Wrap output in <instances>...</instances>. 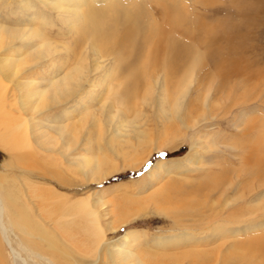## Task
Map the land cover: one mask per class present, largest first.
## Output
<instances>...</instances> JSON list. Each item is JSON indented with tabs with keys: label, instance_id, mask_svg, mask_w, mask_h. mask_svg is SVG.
Returning a JSON list of instances; mask_svg holds the SVG:
<instances>
[{
	"label": "rangeland",
	"instance_id": "1",
	"mask_svg": "<svg viewBox=\"0 0 264 264\" xmlns=\"http://www.w3.org/2000/svg\"><path fill=\"white\" fill-rule=\"evenodd\" d=\"M143 1L161 21L160 6ZM170 1L183 4V25L207 28L181 37L203 54L185 83L159 70L135 76L112 53L98 58L85 20L72 25V12L49 0H0V59L34 94L33 118L10 122L0 106V138L21 145L0 144V264H34L44 227L59 243L115 249L130 232L129 255L109 252L100 264H264V243H254L264 237V74H256L260 62L264 69V0ZM226 46L248 62L222 86L207 61ZM6 87L14 105L18 93L3 78L0 92ZM200 139L201 162L190 155ZM66 223L85 227L75 238Z\"/></svg>",
	"mask_w": 264,
	"mask_h": 264
},
{
	"label": "bare ground",
	"instance_id": "2",
	"mask_svg": "<svg viewBox=\"0 0 264 264\" xmlns=\"http://www.w3.org/2000/svg\"><path fill=\"white\" fill-rule=\"evenodd\" d=\"M100 1H103L104 3L101 7H99L100 5H95ZM129 1L130 0H49V4L53 3L52 5L57 9H66L68 12H72L71 17L69 18L72 21V25L75 24V21L79 16L85 20L86 29L89 30V36L87 34V38H90V43L94 44L92 47L93 52L98 58L106 57V55H100L97 51L103 53L107 52V56L112 53L115 60L121 64H126L123 65L126 67L125 70L135 76L142 73L140 68L144 69L145 72L146 70H149L147 74L159 70L161 72L163 71L162 73L166 79L175 78L178 80L180 78L179 80L181 83H185L188 80L187 77L192 76V72L200 65L203 54H192L191 45L181 39V37L190 39L195 38V30L198 27H202V23L195 24L191 21L190 26H187L188 24L183 25L186 19L185 15L183 16V4L180 5L179 2L171 3L170 0H152L160 6H158V13L161 21H156V18L152 14L153 12H150L146 7L147 3L145 1L140 0L138 2L134 0L132 5L128 3ZM239 2L240 0H233L234 5ZM85 6L86 8L83 9ZM45 20V18L42 19V21ZM202 29L204 33L207 28L202 27ZM37 34L40 35L39 33ZM224 34H226L224 35L226 38L228 35L230 39V42L228 43L230 44L233 38L231 39L228 27H226ZM45 46L49 47L51 53L57 50V46L52 47V44L50 43H47ZM231 46L219 47L215 50L217 54L210 52L208 55L207 65H209V63L215 65L222 86L230 81L228 77L238 75L247 65V59L244 55L245 53L243 54L242 50L228 48ZM117 51L119 52V55L116 54L118 57L114 54ZM6 64L7 63H5L4 60L0 59V80L6 78L7 81L15 87L14 90L18 95L14 96L16 97V103L14 105L9 103V105L4 99L5 96H7L8 88L6 87L4 91L1 89L3 91V93L0 92V97L2 95V98H0V106H2L1 111L5 113L7 118H10L7 119L10 122L13 121V119L20 120L22 118L21 113H25V115L33 118V107H29V105L32 103L31 101L32 98H34V94L28 91V95H26L27 93H23L24 89L21 88V85L19 84L20 81L17 80L16 77V74L18 73H16L15 70L6 68L8 66H5ZM260 65L258 68L259 70L256 73L258 75L264 74V69H262ZM16 104H20L21 107L16 106ZM180 108L181 104L177 102L176 109L179 110ZM64 113H66V109L59 113V117H55V120H64ZM2 117L5 116L1 115L0 118L2 119ZM16 117L19 118L16 119ZM60 123L55 127L57 129L53 128L59 135H64L66 125H61ZM19 124H22V122ZM36 124L39 123L37 122ZM17 126L13 127L18 129ZM10 129L7 133H10ZM2 137L3 139L0 138L2 148L5 149L7 146H12V142L14 141L13 146L16 147L17 150L21 149V145L18 143L19 140L16 142L15 140L9 139L10 135L9 137ZM201 140L202 139L195 141L194 147H200L193 148L190 154L191 158H195L199 162H201L200 154H198L200 151L199 148L207 149V146L205 145L206 142H202ZM36 143L40 146V143ZM68 144L70 145L69 142ZM19 160L20 158L17 161ZM158 166L160 168L164 167L163 164H159ZM4 212L5 209L0 206V224L3 232L6 228L2 221ZM93 213L94 211H89L90 215ZM58 220L61 222L62 219ZM84 227L85 225L81 228L80 225L66 223L67 231H71L75 228L74 232H69L70 236L74 234L75 238L78 236L75 234L76 230H81L80 233H82ZM59 228L60 227L56 225V230ZM46 232L47 231L44 227L42 233ZM42 233L36 236L39 240H36L37 243H34V264H100L102 263V259H106L107 253L109 252L114 253L121 249L120 252L122 256L129 255L126 252L133 245L130 243L132 237V235L129 234L130 232L124 234L123 239H121L122 243L117 249H115V245H110L108 243H59L60 240L57 236H55L56 238H48V235ZM62 238L65 240L68 239L63 233ZM45 240L48 242L45 243ZM254 240H256L254 243H257L258 245L259 243H264V237L262 240ZM157 244L163 245V243ZM101 253L103 254L101 255ZM15 256L25 261V258L20 255V252H16ZM174 258L175 257H172L169 260L164 261L155 260L151 261L150 264H176ZM136 259L141 262L143 261L140 256H137Z\"/></svg>",
	"mask_w": 264,
	"mask_h": 264
}]
</instances>
